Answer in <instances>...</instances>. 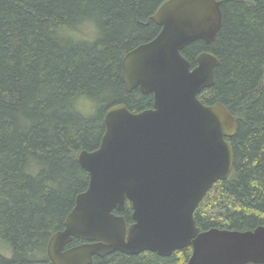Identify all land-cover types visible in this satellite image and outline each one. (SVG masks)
<instances>
[{"label": "trees", "instance_id": "trees-1", "mask_svg": "<svg viewBox=\"0 0 264 264\" xmlns=\"http://www.w3.org/2000/svg\"><path fill=\"white\" fill-rule=\"evenodd\" d=\"M166 1L0 0V234L15 250L10 259L0 253V264H52L47 244L88 187L78 154L98 148L109 108H152L151 94L126 92L122 60L159 33L151 17ZM217 1L222 25L215 40L195 41L182 55L191 67L203 52L219 60L214 84L198 99L206 106L219 103L234 116V160L194 220L201 231H246L264 226V0ZM81 15L96 17L102 38L91 46L61 44L55 27ZM78 90L103 93L88 119L68 104ZM131 213L126 201L128 223ZM191 252L188 247L162 257L116 251L91 264H186Z\"/></svg>", "mask_w": 264, "mask_h": 264}, {"label": "water", "instance_id": "water-1", "mask_svg": "<svg viewBox=\"0 0 264 264\" xmlns=\"http://www.w3.org/2000/svg\"><path fill=\"white\" fill-rule=\"evenodd\" d=\"M155 38L122 60V82L153 96V108L130 112L109 108L97 149L77 160L88 174L64 228L47 244L52 264H91L119 251L168 257L191 248L186 264H264V226L201 231L194 213L214 183L233 167L231 139L237 130L230 111L204 105L199 93L214 84L218 58L203 52L196 66L181 52L195 41L212 43L222 25L217 0H167L151 17ZM131 203L132 220L112 213ZM73 240L85 243L66 248Z\"/></svg>", "mask_w": 264, "mask_h": 264}, {"label": "clouds", "instance_id": "clouds-1", "mask_svg": "<svg viewBox=\"0 0 264 264\" xmlns=\"http://www.w3.org/2000/svg\"><path fill=\"white\" fill-rule=\"evenodd\" d=\"M54 34L61 44L71 46H91L102 38L99 24L94 15H81L69 23L58 24L54 29ZM102 95V92L90 95L86 90H78L68 98V104L71 111L81 119H88L96 112ZM21 119L23 120V118ZM24 122L27 123V121ZM14 251L12 242L0 234V253L10 259Z\"/></svg>", "mask_w": 264, "mask_h": 264}, {"label": "flooded vegetation", "instance_id": "flooded-vegetation-1", "mask_svg": "<svg viewBox=\"0 0 264 264\" xmlns=\"http://www.w3.org/2000/svg\"><path fill=\"white\" fill-rule=\"evenodd\" d=\"M155 14V13H154ZM157 36V35H156ZM155 36V37H156ZM154 37V38H155ZM184 50V49H183ZM182 50V51H183ZM181 54H182V52H181ZM183 56V55H182ZM184 57V56H183ZM185 58V57H184ZM186 59V58H185ZM191 64V63H190ZM196 66V65H195ZM194 66V67H195ZM191 68H193V67H191ZM215 78V77H214ZM136 90V89H135ZM137 90H139V89H137ZM134 91V90H133ZM132 91V92H133ZM131 92V93H132ZM141 93V92H140ZM142 94V93H141ZM154 101V100H153ZM152 108H153V106H152ZM152 108H150V109H152ZM147 110H149V109H147ZM145 111V110H144ZM131 112V111H130ZM142 112V111H141ZM132 113H134V112H132ZM138 113H140V112H138ZM236 121V120H235ZM228 141H229V139H228ZM86 191V190H85ZM84 191V192H85ZM126 201L127 202H129L128 200H125V203H124V208H125V204H126ZM129 204H130V206H131V203L129 202ZM124 208H123V210L122 211H118L117 209H114L113 211H112V213L114 214V215H116V216H121V217H123L124 219H125V217L123 216V214H122V212L124 211ZM131 209H132V207H131ZM125 221H126V219H125ZM131 221L132 222H130V223H128L127 221H126V223H127V225H131L132 223H133V220H132V213H131ZM211 229V228H210ZM216 229H218V228H216ZM225 230H228V229H225ZM253 230V229H252ZM234 231H236V230H234ZM246 231H248V230H246ZM74 241H77L78 243H74ZM83 243H85L84 241H81V240H73V242L72 243H70L66 248H70V247H73V246H77V245H80V244H83ZM143 253V252H142ZM95 257H93L92 258V261H93V259H94ZM49 259V258H48ZM51 262V261H50ZM52 263V262H51ZM92 263V262H91Z\"/></svg>", "mask_w": 264, "mask_h": 264}]
</instances>
